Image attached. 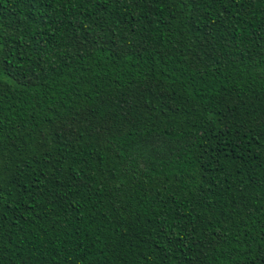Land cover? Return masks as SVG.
<instances>
[{
    "label": "trees",
    "instance_id": "1",
    "mask_svg": "<svg viewBox=\"0 0 264 264\" xmlns=\"http://www.w3.org/2000/svg\"><path fill=\"white\" fill-rule=\"evenodd\" d=\"M0 264H264V0H0Z\"/></svg>",
    "mask_w": 264,
    "mask_h": 264
}]
</instances>
